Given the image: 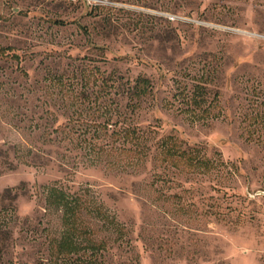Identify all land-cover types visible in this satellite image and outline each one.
Returning <instances> with one entry per match:
<instances>
[{"label": "rangeland", "instance_id": "1", "mask_svg": "<svg viewBox=\"0 0 264 264\" xmlns=\"http://www.w3.org/2000/svg\"><path fill=\"white\" fill-rule=\"evenodd\" d=\"M262 193L264 0H0V264H264Z\"/></svg>", "mask_w": 264, "mask_h": 264}, {"label": "trees", "instance_id": "2", "mask_svg": "<svg viewBox=\"0 0 264 264\" xmlns=\"http://www.w3.org/2000/svg\"><path fill=\"white\" fill-rule=\"evenodd\" d=\"M147 85L148 84V81L146 79H143V80H138L137 84H136V92H140V90L142 91V93H144L143 89H144V85ZM142 87V89H141Z\"/></svg>", "mask_w": 264, "mask_h": 264}, {"label": "water", "instance_id": "3", "mask_svg": "<svg viewBox=\"0 0 264 264\" xmlns=\"http://www.w3.org/2000/svg\"><path fill=\"white\" fill-rule=\"evenodd\" d=\"M264 195V193H262Z\"/></svg>", "mask_w": 264, "mask_h": 264}]
</instances>
